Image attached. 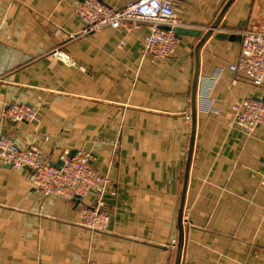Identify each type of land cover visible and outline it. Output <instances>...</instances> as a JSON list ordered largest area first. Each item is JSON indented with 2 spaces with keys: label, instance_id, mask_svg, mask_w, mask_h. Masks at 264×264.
<instances>
[{
  "label": "crops",
  "instance_id": "0c3cea01",
  "mask_svg": "<svg viewBox=\"0 0 264 264\" xmlns=\"http://www.w3.org/2000/svg\"><path fill=\"white\" fill-rule=\"evenodd\" d=\"M80 1L0 0V134L37 146L53 165L62 152L89 151L109 177L113 215L108 230H88L78 208L91 194L78 203L45 195L31 169L0 158V264H174L201 34H182L173 54L153 57L143 54L145 25L80 34ZM99 1L121 8L129 0ZM176 13L202 34L219 16L198 51L178 264H264V124L245 132L231 111L243 98L264 101V86L228 67L241 37L214 38L263 26L264 0H184ZM56 48L74 63L53 56ZM8 102L35 106L36 117L3 119Z\"/></svg>",
  "mask_w": 264,
  "mask_h": 264
},
{
  "label": "built area",
  "instance_id": "2783aa9c",
  "mask_svg": "<svg viewBox=\"0 0 264 264\" xmlns=\"http://www.w3.org/2000/svg\"><path fill=\"white\" fill-rule=\"evenodd\" d=\"M183 1L129 0L123 7L115 8L99 0H82L74 10L84 22L80 34L105 27L134 30L142 25L147 26L143 54L164 57L174 53L179 40L171 27L184 26L176 13ZM59 32V29L55 30L56 34ZM238 32L241 37L238 55L228 67L235 73L242 72L244 79L251 84L264 86V25L246 27ZM68 37L73 35L69 34ZM51 54L59 60L74 63L62 49L56 48ZM221 71V67L217 68L208 78L211 85L218 81ZM204 94L211 106L212 98ZM231 111L235 125L245 132H250L258 124H264V101L261 99L243 98L231 105ZM36 114L35 106L24 103L8 102L1 110L2 118L12 121L33 120ZM0 158L3 163L14 168L31 169L32 184L45 195L71 200L77 195L83 197L91 194L94 202L82 203L78 208L80 223L92 232L108 230L113 212L106 207L105 193L110 180L108 175L100 174L95 169L93 155L89 151L79 150L72 155L67 151L62 152L59 155L62 163L57 167L45 159L37 146L20 147L7 134L1 133ZM260 183L264 185V172Z\"/></svg>",
  "mask_w": 264,
  "mask_h": 264
},
{
  "label": "water",
  "instance_id": "95a60500",
  "mask_svg": "<svg viewBox=\"0 0 264 264\" xmlns=\"http://www.w3.org/2000/svg\"><path fill=\"white\" fill-rule=\"evenodd\" d=\"M218 20H219V16L203 34H202L201 30L195 29V28H188V27H185V26H173V27H171V29L174 31V33L177 35V37H180L182 34H188V35H192V36H198V35L201 34V38L199 39V42L194 47V56H195V61H196V69H195V74H194V77H193L192 88H191V123H192V128H191V135H190V141H189V150H188L187 160H186V164H185L184 182H183V188H182V194H181V200H180L179 212H178L179 238H178V242L176 244V256H175L174 264H178L179 257H180V251H181V247H182L181 222H182V215H183L184 193H185V187H186V183H187V175H188L189 164H190V160H191V152H192V148H193V139H194L195 125H196V87H197V79H198V70H197L198 51H199V47L201 46V44L212 33L213 29L216 28ZM164 27L165 28H170L169 26H164ZM215 37L216 38H235V37L237 38V37H240V36L239 35L236 36L233 33L229 34L228 32H216L214 34V38ZM61 163L62 162L59 161L57 164H54V165L58 167L59 165H61ZM81 198H82L81 195H77L72 200L75 203H78Z\"/></svg>",
  "mask_w": 264,
  "mask_h": 264
}]
</instances>
